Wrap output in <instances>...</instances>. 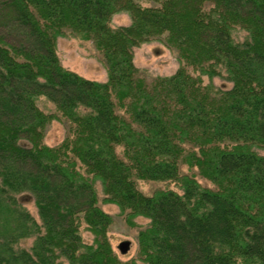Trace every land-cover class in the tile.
Instances as JSON below:
<instances>
[{
    "label": "trees",
    "instance_id": "1",
    "mask_svg": "<svg viewBox=\"0 0 264 264\" xmlns=\"http://www.w3.org/2000/svg\"><path fill=\"white\" fill-rule=\"evenodd\" d=\"M154 1L0 0V121H14L0 130L5 178L18 184L17 168L28 165L41 196L59 171L5 130L31 126L34 92L64 110L85 106L92 113L80 125L81 157L121 203L150 219L156 239L194 264H264V0ZM120 13L130 24H112ZM67 31L102 53L105 82L62 66L57 41ZM164 35L181 65L148 81L135 49ZM224 73L230 89L204 84V75ZM183 164L215 188L182 173ZM137 180L174 181L182 193L147 195ZM8 201L0 198V230L10 227V237L18 217ZM39 249L32 261L48 264Z\"/></svg>",
    "mask_w": 264,
    "mask_h": 264
},
{
    "label": "rangeland",
    "instance_id": "2",
    "mask_svg": "<svg viewBox=\"0 0 264 264\" xmlns=\"http://www.w3.org/2000/svg\"><path fill=\"white\" fill-rule=\"evenodd\" d=\"M137 1L144 6L156 5L154 0ZM130 22L128 13L116 14L112 19L114 26ZM245 35L243 30L235 33L240 41ZM57 52L66 69L90 80L105 82L108 79L103 55L93 41L83 40L67 31L58 38ZM134 63L148 81L158 76H171L181 65L178 51L166 44L165 35L136 48ZM203 80L204 84L221 89L232 87L225 73L213 77L204 75ZM30 100L38 110L31 126H19L16 133L13 129L17 126L5 130L15 134L18 143L39 151L45 163L53 164L49 160L58 163L59 171L52 174L49 185L44 186L51 197L43 200V196L49 194L43 188L45 195L40 196L38 186L31 183L35 173L27 168L30 166L22 167L21 164L17 168L20 173L15 177L19 182L12 186L0 163V198H12L8 204L13 207L7 211H13L18 217L13 225L17 230L15 235H5L11 232L10 227L0 230V264H34L36 246L45 253L48 264H194L156 239L150 229V219L121 203L95 169L81 157L79 147L83 144L84 132L80 133V125L91 116L90 108L79 105L64 110L41 92H34ZM13 122L2 119L0 130L4 128L3 123ZM181 170L195 175L203 186L215 188L197 168L190 169L183 164ZM137 185L147 195L159 189L182 193L174 181L137 180ZM52 226L57 230L50 231ZM125 240L130 246L122 253L119 244Z\"/></svg>",
    "mask_w": 264,
    "mask_h": 264
},
{
    "label": "water",
    "instance_id": "3",
    "mask_svg": "<svg viewBox=\"0 0 264 264\" xmlns=\"http://www.w3.org/2000/svg\"><path fill=\"white\" fill-rule=\"evenodd\" d=\"M130 246V242L129 241H122L120 244H119V248L121 250L122 253H126L128 248Z\"/></svg>",
    "mask_w": 264,
    "mask_h": 264
}]
</instances>
